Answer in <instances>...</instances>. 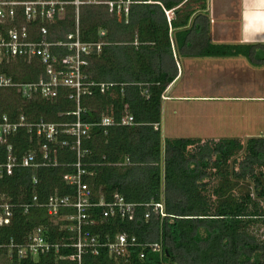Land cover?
Instances as JSON below:
<instances>
[{"label": "trees", "instance_id": "1", "mask_svg": "<svg viewBox=\"0 0 264 264\" xmlns=\"http://www.w3.org/2000/svg\"><path fill=\"white\" fill-rule=\"evenodd\" d=\"M129 1L127 17L109 15L103 5L78 9L81 41L96 43L99 31L105 32L104 44L99 53L92 50L82 74L86 82L112 84L107 90L93 87L76 104L67 88L57 89L52 100L37 95L24 99L14 88H0V115L11 122L23 117L28 124L42 120L61 126L76 120L73 113L78 108L79 120L92 124L77 150L70 147L75 139L59 128L48 142L47 156L54 166L14 168L9 175H0V199L12 204L11 219L0 226V244H21L34 228L42 227L46 241L58 245L22 259L2 250L0 264H78L70 258L74 233L61 220L73 209H60L53 222L42 206L49 196L75 193L64 177L76 173L77 162L85 172L81 182L87 185L90 203L106 204L118 195L137 205L133 219L102 218L103 206L92 207L94 223L83 232L100 243L125 233L140 245L157 243L160 250L134 246L122 257H113L99 248L97 255L81 254L79 264H264V239L249 230L256 223L264 225V136L202 141L165 138L161 132V96L177 76L178 57L249 55L240 47L209 43L208 16H193L206 10V0ZM165 11L174 13L169 21ZM46 26L49 41L64 40L76 28L74 8L68 7L62 19ZM52 51L57 56L66 53L63 48ZM0 73L15 83H32L43 77L44 70L36 60L16 59L2 61ZM125 115L132 117L131 125H97L103 116L118 122ZM8 143L17 158L30 153L40 161L43 138L20 130ZM32 196L36 204L24 212L21 205ZM154 203L162 205L164 216L153 212Z\"/></svg>", "mask_w": 264, "mask_h": 264}, {"label": "built area", "instance_id": "2", "mask_svg": "<svg viewBox=\"0 0 264 264\" xmlns=\"http://www.w3.org/2000/svg\"><path fill=\"white\" fill-rule=\"evenodd\" d=\"M132 2L129 0H0V63L21 59L24 61L36 60L44 70L43 77L32 83H15L11 77L0 73V88H14L16 92L24 99H29L34 95L41 99L52 100L57 95V89L67 88L72 92L69 99L78 104L79 96L89 93L91 88L98 87L100 92L107 90L112 84H93L86 82L82 69L87 65V57L94 49L99 53L104 44L101 39L105 32L99 31V39L96 43H88L80 40L77 28V14L81 6L103 5L109 15L127 17L129 6ZM68 7H73L76 16V28L73 33L65 36L64 40L49 41L48 29L46 24L53 23L55 20L62 19ZM34 30L35 34H34ZM53 48H63L66 53L63 56H57L53 53ZM79 109L73 113L76 120L73 123L63 124L61 126L46 123L42 120L28 124L23 117L11 122L5 114L0 115V145L4 146V161L0 162V175L5 173L9 175L14 168H35L39 166L55 165L54 161L48 159V142H51L61 130L73 137L75 142L70 146L71 149H78L79 139L87 137L92 124L82 123L79 120ZM132 117L123 116L118 122H114L110 117H101L97 125L108 127L113 125H131ZM25 130L32 132L36 137L43 138L44 143L40 148V161H34V155L24 153L19 158L12 154L11 145L8 139L18 131ZM63 146L67 142L62 143ZM76 173L72 176H65L64 180L75 186V193L69 196H49L42 206L46 209L47 215L54 220L60 216V209L71 208L73 214L64 215L61 220L68 223L67 229L74 233V238L70 246L75 250L71 259H76L79 264L81 254L89 251L97 255L99 248H106L109 255L113 257H122L129 248L141 246L142 250L147 247L151 252H159L157 243H145L140 245L134 237H129L125 233L116 234L113 239L106 238L104 243H100L96 237L87 232H83V227L94 223L89 209L92 207L103 206L102 218L118 216L120 219H133L135 215L136 204L124 201L121 196L114 195L109 203L98 204L90 203V194L87 185L81 182V176L85 172L81 169L79 162L75 164ZM35 182V181H34ZM36 197L32 196L28 204L21 207L26 212L27 209L36 204ZM153 212L159 216H164L162 205L160 203L150 204ZM145 206H149L145 205ZM12 204L6 200L0 199V226L6 225L11 219ZM148 215L145 214V218ZM58 245L50 244L46 241L41 228H34L21 244H14L9 241L8 244H0L2 250L13 253L15 257L22 259L25 257H36L39 254L46 253L50 249L56 250ZM10 257V256H9ZM144 254L139 253L142 259Z\"/></svg>", "mask_w": 264, "mask_h": 264}, {"label": "crops", "instance_id": "3", "mask_svg": "<svg viewBox=\"0 0 264 264\" xmlns=\"http://www.w3.org/2000/svg\"><path fill=\"white\" fill-rule=\"evenodd\" d=\"M190 6L194 7L193 4H190ZM205 13L208 16L210 23L207 33L209 43L240 47L239 50L244 51L249 57L243 55L226 58L178 57L176 59L177 76L163 92L161 96L162 105L164 102L173 99L171 94L173 95V93H175L174 88L179 84L180 80L187 78L186 73H189L194 63L197 64L199 62L198 59H205L202 61L205 63V69L203 68L201 72L205 70V73L209 76L212 75L213 80L219 78L218 76L221 78V75L224 74L226 76V81L216 87L217 90L215 91H217V96H203L198 97V99L201 101L211 99L220 102L234 101L246 104L250 103V105L255 106V108L252 107L250 110L248 107L247 109H249V111L245 110L248 111L246 119L249 118L252 120L254 115L258 113L257 118L259 117L260 124L263 126L264 0H206V10L203 12L197 11L193 16ZM177 14L180 16L181 13L179 12ZM165 15L167 21H169L173 18L174 13L172 11H165ZM198 30H196V34L199 33ZM253 63L256 64L254 65ZM196 68L197 72L193 69V74L196 77L195 79H200V76H196L199 74L198 71H200L198 64ZM241 72L245 73L244 80L241 79ZM205 79L209 80L204 77L203 80ZM213 84L215 87V82ZM222 85L226 87L224 91L221 90ZM236 89H245V92L244 94H238L235 92ZM175 99L179 98L176 97ZM258 106L260 109H258ZM257 109L259 110L258 112ZM51 221L56 220L52 219ZM39 228H41L44 233L43 228Z\"/></svg>", "mask_w": 264, "mask_h": 264}, {"label": "rangeland", "instance_id": "4", "mask_svg": "<svg viewBox=\"0 0 264 264\" xmlns=\"http://www.w3.org/2000/svg\"><path fill=\"white\" fill-rule=\"evenodd\" d=\"M203 60L205 59H198L199 62L197 61L200 71H198L199 74L196 76H200V79H195L196 77L193 74L192 70L194 69L196 71L197 69V64L194 63L189 73H186L187 78L180 80L179 84L174 88L175 93L173 95L171 94L173 99L163 103L161 121L162 135L165 138L198 137L202 141L217 140L225 137H240L244 139L263 135L264 125L262 126L260 124L259 117L257 118L258 113L254 115L252 120L249 118L246 119L249 109L252 107L255 108L250 103L246 104L234 101L220 102L211 99L201 101L198 99V97L203 96H217V91H215L217 90L216 87L226 81L224 74L221 75V78L218 76L220 79L215 78L213 80L212 75L209 76L205 73V70L201 72L205 67V63L202 62ZM240 74L241 79L244 80L245 73L241 72ZM204 77L209 80H203ZM225 89L226 87L222 85L221 90L224 91ZM235 92L244 94L245 89H236ZM174 97H178L179 99H175ZM248 107L249 109H247ZM258 109H260L259 106ZM258 109L257 112L259 111ZM261 205L264 207V202H261ZM249 230L259 239H264V225L262 223H256Z\"/></svg>", "mask_w": 264, "mask_h": 264}]
</instances>
